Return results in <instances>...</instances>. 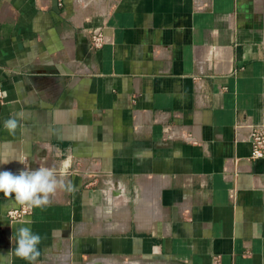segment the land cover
<instances>
[{
	"label": "crops",
	"instance_id": "obj_1",
	"mask_svg": "<svg viewBox=\"0 0 264 264\" xmlns=\"http://www.w3.org/2000/svg\"><path fill=\"white\" fill-rule=\"evenodd\" d=\"M0 91V171L76 186L23 218L38 264H264V0H0Z\"/></svg>",
	"mask_w": 264,
	"mask_h": 264
},
{
	"label": "clouds",
	"instance_id": "obj_2",
	"mask_svg": "<svg viewBox=\"0 0 264 264\" xmlns=\"http://www.w3.org/2000/svg\"><path fill=\"white\" fill-rule=\"evenodd\" d=\"M3 126L12 136L20 127V122L17 118L10 117L4 121ZM11 160L3 158L0 159V163L6 164ZM62 164L64 168H67L68 161H63ZM58 190L71 194L76 191V186L66 178V174H58L54 167H39L37 170L26 168L21 170L19 174H14L11 171H0V193L9 201L8 204L4 205V209L8 212L10 225L15 228L11 238L15 242V247L10 253L26 261L27 264H38L41 256L39 245L42 242V237L32 231L31 220L27 218L16 219L10 206L45 207L51 203V196ZM17 224L20 226L16 227Z\"/></svg>",
	"mask_w": 264,
	"mask_h": 264
},
{
	"label": "built area",
	"instance_id": "obj_3",
	"mask_svg": "<svg viewBox=\"0 0 264 264\" xmlns=\"http://www.w3.org/2000/svg\"><path fill=\"white\" fill-rule=\"evenodd\" d=\"M91 41L95 48L102 45L104 41V35L102 31L93 32L91 35ZM1 96V91H0ZM246 138L250 141L251 152L250 159H260L264 158V125H253L249 128ZM28 207L19 206L12 208L11 212L16 219H23L29 212ZM7 216L9 218L8 212Z\"/></svg>",
	"mask_w": 264,
	"mask_h": 264
}]
</instances>
